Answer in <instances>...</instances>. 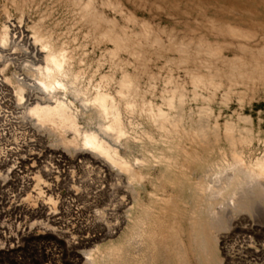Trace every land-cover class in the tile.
Here are the masks:
<instances>
[{"label":"bare ground","instance_id":"bare-ground-1","mask_svg":"<svg viewBox=\"0 0 264 264\" xmlns=\"http://www.w3.org/2000/svg\"><path fill=\"white\" fill-rule=\"evenodd\" d=\"M58 2L106 49L83 69L76 39L35 23L30 52L15 23L0 26V178H17L15 218H45L76 264H224L221 235L234 221L264 222L263 119L257 126L245 112L264 99V0ZM127 2L172 25L139 18ZM14 49L27 60L7 77ZM156 59L165 62L159 72L148 65ZM181 69L184 79L175 76ZM234 98L242 112L222 127L215 105ZM26 121L54 154L63 150L62 170L51 157L40 171L29 168ZM60 175L64 212L52 195ZM32 187L50 208L25 205Z\"/></svg>","mask_w":264,"mask_h":264},{"label":"rangeland","instance_id":"rangeland-1","mask_svg":"<svg viewBox=\"0 0 264 264\" xmlns=\"http://www.w3.org/2000/svg\"><path fill=\"white\" fill-rule=\"evenodd\" d=\"M99 1L101 3L102 0ZM126 4L127 7L130 8L131 10H137L138 16L141 19L151 20L153 24L160 23L163 26L172 25V21H169V19L165 15L162 14L152 15L146 10L137 9L136 6L131 3L127 2ZM21 8H23L24 11L23 13L21 12ZM6 10H9L10 16L6 14L5 12ZM107 14L110 18L115 17L114 12L112 13V11H107ZM20 19L23 20L22 23L19 21ZM41 19L43 21H41ZM10 21L18 26L17 31H20V34H22L21 45L24 44L25 47L28 45L26 47L27 48L26 51L31 52L32 50H34L33 44L31 43L30 45V41L28 39L32 35L31 31L29 30V27L39 22H41V26L44 30L46 31L54 30L56 36H59V38L61 39L69 38L72 41L76 39L74 43L72 42L73 43L72 45L74 47H79L78 53L82 54V51L86 52L85 53L86 57L84 56L86 60L82 64V67H84L83 69H87V68L89 69V66L95 65L94 63H96V61L101 57L102 53L106 49L105 45L98 46L94 44L92 39L85 37L87 27L82 23H78L75 20V17H73L72 14L69 12V10L65 6H63L62 3L58 2V0H33V1L31 0V2H28V4H25L24 0L23 1L0 0V26ZM189 22H193V21L190 20ZM21 25L23 28L19 27ZM182 27L183 24L178 25V28H182ZM23 36L26 37L25 40ZM109 47L111 46L109 45ZM9 52H11L12 54L11 53L7 54V56H9L10 58V60H8V63L10 65L7 69V73H6L7 77L12 76L16 71H18V68L16 69V67H19L21 62L25 61V59L27 60V55L25 54L26 52L23 49H17V50L14 49L11 51H7V53ZM32 53H34V51ZM230 56L232 57V55ZM123 57L127 59L129 58L127 54H123ZM148 65L155 72H159L160 70H162V68L165 67V62L163 59H159V60L156 59L149 62ZM21 67L22 64L20 68ZM108 69H109L108 64H105L103 70L108 71ZM163 75L164 76L166 75L165 70L163 71ZM175 76L177 78L184 79L186 75L184 70L181 69L175 71ZM77 106L81 108L80 103H78ZM215 106H216L215 107L216 115L218 114L217 116H219L221 114L219 121L222 127H224V124L226 123L227 120H231V119L237 120L238 114L242 112V106L237 98H234L229 103L228 107L219 106V104H216ZM245 112L246 115L253 117L257 126L259 124L260 119H263L262 126L264 129V99L263 98L262 99L259 98L258 100H255L253 106L247 104L245 107ZM26 123H27V127L28 128L30 127L29 128L30 136H27L29 138L26 137L25 139L26 143L28 144L31 143L30 145L35 146V147L33 146V148L35 149L34 151L35 163L33 164L30 162V164L28 165L29 168L32 169V171L34 172L40 171L42 169L41 166L43 167L44 165L47 164L48 161L50 162L51 158H52L51 161L53 160V158H55L52 161L53 166L55 167L53 168L56 170V168L59 167V169L62 170L63 167L60 168L61 158L59 157L61 155L63 156V150L57 149L56 151H58V154H54L53 151L55 150H53L54 148L50 146V141L46 136V134L44 132H34L33 127L30 126L31 124L28 121H26ZM262 148H263L262 146L259 145L256 146L257 150H260ZM43 161L45 164L43 163ZM37 163H40L42 165ZM55 170L54 172L59 171V170L57 171ZM43 175L45 174L43 173ZM55 175L58 176L57 174ZM62 175H60L62 178L60 177V179L58 180L53 179V183H52V185H54L53 186L54 192L52 195L53 198L58 202L57 209L60 212L65 211L66 208L65 200L67 193V187H65L66 185L64 183L65 180ZM44 178L46 179V176H44ZM9 179H10L9 181L4 183L3 178H0V264H76L74 256L71 255L70 253L68 254L67 247L63 243V241L57 239L58 237L56 235L54 234L51 235L52 233L51 230L46 226L48 221L42 220L45 218L39 219L40 221L39 220L34 221L35 219L29 220L28 218H25V216L22 217L19 221L17 220V218H15L17 217V213L15 212L16 209L14 207L20 203L18 202V198H16V195L18 194L15 188V185L17 184V178L11 176ZM49 181L50 180H48L47 177V182ZM49 183H51V181ZM57 185L59 186V188ZM47 190L48 187L45 184H43L42 191L46 192L44 196L50 193ZM33 191H34V187L28 190L27 193L32 194L34 198H31V200L27 202L25 205L27 206L31 205L30 206L31 208L38 210L40 209V207L43 206L42 203H44V207L50 208V205L47 202L48 200L46 199V197L41 195L37 196V192H33ZM49 195H47V198ZM45 200L47 203L45 202ZM46 214H49V212H46ZM247 217L248 220H246V222L243 221L245 218L247 219ZM20 222L22 225H19ZM240 222H245V224L247 223L246 224L247 226L244 223H240ZM263 224L264 222H262L261 224L259 223L254 224L253 221L251 222V218H249V215L246 216L244 214H241L234 221L232 225L233 227L230 229V231L226 232V234L221 235L223 238H221L222 242L220 243V246L222 248V256L225 260L224 264H264V253H263L264 225ZM260 225L262 226L260 227ZM23 227L25 228L23 229ZM21 229H23L22 231H24L23 236H21L22 233H20ZM18 235L21 237L19 238ZM6 236L12 240L8 238L9 240L7 239L8 240L7 241ZM10 243L13 244L12 245L13 247L11 246ZM194 263L197 264L196 262Z\"/></svg>","mask_w":264,"mask_h":264}]
</instances>
